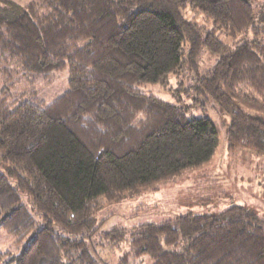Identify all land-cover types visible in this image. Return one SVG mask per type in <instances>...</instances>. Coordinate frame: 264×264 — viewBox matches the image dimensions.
<instances>
[{
    "label": "trees",
    "instance_id": "1",
    "mask_svg": "<svg viewBox=\"0 0 264 264\" xmlns=\"http://www.w3.org/2000/svg\"><path fill=\"white\" fill-rule=\"evenodd\" d=\"M252 1L0 0L2 72L69 75L49 104L0 91V230L16 244L29 240L4 264H99L88 249L97 209L213 159L211 120H188L184 106L138 89L183 62L197 74L201 49L216 63L194 92L230 117V145L264 151V12ZM101 241L118 264L143 255L151 264H264V218L245 207L113 230Z\"/></svg>",
    "mask_w": 264,
    "mask_h": 264
},
{
    "label": "rangeland",
    "instance_id": "2",
    "mask_svg": "<svg viewBox=\"0 0 264 264\" xmlns=\"http://www.w3.org/2000/svg\"><path fill=\"white\" fill-rule=\"evenodd\" d=\"M8 1L23 6L35 0ZM251 3L256 15L264 12V0ZM184 16L195 22L202 33L211 31V23L206 22L200 13L186 10ZM215 63L216 57L201 49L196 61L197 74L188 68L187 62H183V66L162 83L138 87L143 94L184 106L188 120H211L218 132V145L208 164L189 170L172 181L140 189L125 196L120 202L105 204L97 209L92 217L96 231L88 243V249L99 264H118L120 261L121 256L101 241L103 235L113 230L135 232L144 225H159L176 216L216 215L232 207H245L264 218V151H256L243 144L230 145L227 138L230 117L213 101L200 98L194 92V79ZM5 68L0 62V91L7 90L11 96L19 97L22 94L24 99L49 104L67 90V68L52 73L50 78L22 72L9 77L2 72ZM0 173L7 175L2 165ZM21 200L23 205L31 208V203L23 193ZM32 214L37 221V229L44 227L45 222L41 216L35 212ZM28 242L25 240L16 244L10 235L0 230V264L20 254ZM127 264H151V261L143 255L139 259H128Z\"/></svg>",
    "mask_w": 264,
    "mask_h": 264
}]
</instances>
